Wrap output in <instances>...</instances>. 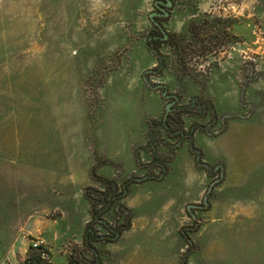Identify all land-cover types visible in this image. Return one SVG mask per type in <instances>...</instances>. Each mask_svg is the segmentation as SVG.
Segmentation results:
<instances>
[{
  "label": "rangeland",
  "instance_id": "rangeland-1",
  "mask_svg": "<svg viewBox=\"0 0 264 264\" xmlns=\"http://www.w3.org/2000/svg\"><path fill=\"white\" fill-rule=\"evenodd\" d=\"M154 1L0 0V264H70L97 175L132 182L102 264H264V0H176L184 72L166 43L155 69ZM193 100L192 145L161 120Z\"/></svg>",
  "mask_w": 264,
  "mask_h": 264
},
{
  "label": "trees",
  "instance_id": "trees-1",
  "mask_svg": "<svg viewBox=\"0 0 264 264\" xmlns=\"http://www.w3.org/2000/svg\"><path fill=\"white\" fill-rule=\"evenodd\" d=\"M171 3L176 0H170ZM191 22V34L195 32L194 23ZM203 22V21H202ZM197 29V28H196ZM201 29V28H200ZM199 29V30H200ZM198 30V29H197ZM197 32V35L199 33ZM205 27L201 29L202 35H206ZM164 31V30H163ZM200 31V32H201ZM225 31V30H224ZM165 32V31H164ZM223 35V31L216 32ZM164 35L157 37L150 36L148 45L153 49L156 56H158L159 63L156 66V70L162 69V66L166 64V57L160 52V47L165 43L171 49L172 54L175 56L176 63L174 69L178 71H186L185 68L187 61L185 58V49L193 43H197L195 40L198 36H191L186 40L185 35L179 33H168V38H163ZM191 41V43H188ZM217 43V41H216ZM205 110V114L200 109ZM180 110L177 112V107L174 108L175 114L168 113L161 120V129L165 131L167 135L175 136L180 140H188L193 145V134L189 132V128L185 126L181 116L205 118L207 115H211V120L215 117L214 109L209 110V106L201 104L200 102L192 101L186 105L180 106ZM169 110V108H168ZM193 110H197V113H193ZM180 114V115H179ZM203 114V115H202ZM205 128L200 124V128ZM152 135V134H151ZM156 153V152H155ZM153 161L158 162L155 166L162 167L164 170V164L161 162L160 157L156 154H152ZM95 175L96 174V171ZM101 187H87L85 189V198L90 205L91 219L87 222L83 232V249H76L71 251L68 255L70 264H102L104 262L101 250L98 248V243L112 242L117 240L121 234L131 227L132 214L130 209L122 202V200L128 195L130 189V181H120L118 178H108L105 176L97 175ZM19 264H53L50 257V252L42 246L38 248H31Z\"/></svg>",
  "mask_w": 264,
  "mask_h": 264
},
{
  "label": "flooded vegetation",
  "instance_id": "flooded-vegetation-1",
  "mask_svg": "<svg viewBox=\"0 0 264 264\" xmlns=\"http://www.w3.org/2000/svg\"><path fill=\"white\" fill-rule=\"evenodd\" d=\"M167 3H168V0H155L154 1V7H153L154 9L152 12L153 15L150 16V19L153 23V28L150 31L149 38L150 36L157 37V36H160L161 34L164 35L163 38H168V33H170V31L164 26L166 25V21L170 18L171 13L174 10V7L176 4H175V1H173V3H171L170 6H167ZM192 21H196V19H193ZM206 105L208 106L207 102L205 103V107Z\"/></svg>",
  "mask_w": 264,
  "mask_h": 264
},
{
  "label": "built area",
  "instance_id": "built-area-1",
  "mask_svg": "<svg viewBox=\"0 0 264 264\" xmlns=\"http://www.w3.org/2000/svg\"><path fill=\"white\" fill-rule=\"evenodd\" d=\"M33 246L36 247V248L39 247V242L33 240Z\"/></svg>",
  "mask_w": 264,
  "mask_h": 264
},
{
  "label": "water",
  "instance_id": "water-1",
  "mask_svg": "<svg viewBox=\"0 0 264 264\" xmlns=\"http://www.w3.org/2000/svg\"><path fill=\"white\" fill-rule=\"evenodd\" d=\"M170 5H171V1L168 0L167 6H170ZM152 15H153V13L150 14V16H152Z\"/></svg>",
  "mask_w": 264,
  "mask_h": 264
}]
</instances>
